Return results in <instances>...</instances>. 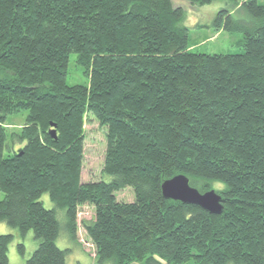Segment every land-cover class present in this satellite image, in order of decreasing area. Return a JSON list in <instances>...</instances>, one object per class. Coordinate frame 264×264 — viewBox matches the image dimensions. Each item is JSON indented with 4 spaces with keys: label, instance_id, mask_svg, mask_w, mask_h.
<instances>
[{
    "label": "trees",
    "instance_id": "1",
    "mask_svg": "<svg viewBox=\"0 0 264 264\" xmlns=\"http://www.w3.org/2000/svg\"><path fill=\"white\" fill-rule=\"evenodd\" d=\"M187 1L245 11L249 24L227 10L215 19L243 35L242 52H192L172 0H0V222L34 233L26 264H67L57 209L78 244L85 205L94 264H264V4ZM73 54L86 85L67 82ZM23 111L9 133L7 117ZM89 115L107 130L109 182L82 181ZM177 175L216 190L223 213L165 199ZM128 187L135 201H118ZM13 238L0 234V264Z\"/></svg>",
    "mask_w": 264,
    "mask_h": 264
},
{
    "label": "rangeland",
    "instance_id": "2",
    "mask_svg": "<svg viewBox=\"0 0 264 264\" xmlns=\"http://www.w3.org/2000/svg\"><path fill=\"white\" fill-rule=\"evenodd\" d=\"M243 1L239 0L240 3ZM172 2L175 7H182L185 10L186 18L184 25L188 29L189 46L192 52L210 55L242 52V48L238 43L243 38V35L219 29L215 22L218 13L227 10L232 14L235 21L241 20L249 24L251 20L240 7L236 8L231 3L225 1H215L204 6H192L187 0H172ZM259 2L264 4V0H259ZM76 56V54H73L70 57L67 82L70 85H86L89 79L84 72V68L77 64ZM27 115V111L20 112L17 115H9L6 122L9 133L18 131L26 123ZM106 131V128L100 126L93 115H89L86 118L83 182H98L101 180L109 182L112 179L111 176L102 172L107 143ZM10 154L9 149H5V157L10 156ZM116 196L118 201L121 202L132 203L135 201V193L131 187L118 192ZM3 199L4 193L0 191V200ZM41 201L49 210L56 208L47 193L43 194ZM94 216L95 209L93 206L85 205L79 208L78 245L68 238L65 210L57 209V218L61 225V233L57 240V245L63 250H70L67 256V264H94L95 246L81 225L83 219L89 220ZM0 234H12L14 236L9 247V264H26L27 260L39 246V242L35 239L32 231L23 236L18 229L4 222H0ZM19 244L25 246L24 255L20 254ZM132 264L148 263L133 262Z\"/></svg>",
    "mask_w": 264,
    "mask_h": 264
},
{
    "label": "water",
    "instance_id": "3",
    "mask_svg": "<svg viewBox=\"0 0 264 264\" xmlns=\"http://www.w3.org/2000/svg\"><path fill=\"white\" fill-rule=\"evenodd\" d=\"M52 134L56 137V130H53ZM162 193L165 199L196 205L210 214L220 215L224 210L223 199L216 190L202 193L190 184L185 175H177L164 181Z\"/></svg>",
    "mask_w": 264,
    "mask_h": 264
}]
</instances>
